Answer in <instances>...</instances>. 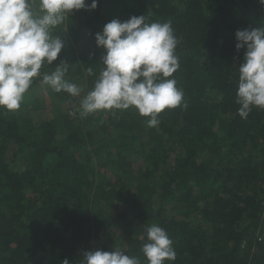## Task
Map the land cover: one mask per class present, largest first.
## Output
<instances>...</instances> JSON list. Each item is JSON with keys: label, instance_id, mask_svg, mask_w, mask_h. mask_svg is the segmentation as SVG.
Returning <instances> with one entry per match:
<instances>
[{"label": "trees", "instance_id": "1", "mask_svg": "<svg viewBox=\"0 0 264 264\" xmlns=\"http://www.w3.org/2000/svg\"><path fill=\"white\" fill-rule=\"evenodd\" d=\"M140 15L171 21L179 38L181 106L160 113L156 127L134 107L81 117L71 114L78 97L46 85L66 110L36 120L41 98L24 111L0 108V264H81L86 251L114 248L147 264L141 249L153 223L176 251L165 264H264V110L242 119L235 102L245 51L235 32L264 26V5L98 0L53 29L65 46L40 71L65 61V79L91 90L105 52L95 35Z\"/></svg>", "mask_w": 264, "mask_h": 264}, {"label": "clouds", "instance_id": "2", "mask_svg": "<svg viewBox=\"0 0 264 264\" xmlns=\"http://www.w3.org/2000/svg\"><path fill=\"white\" fill-rule=\"evenodd\" d=\"M264 5V0H259ZM98 0H0V108L18 110L24 94L34 82L54 92L79 97L83 88L65 79L68 63L61 61L49 72L45 65L56 61L64 41L53 36L66 15L73 10H95ZM237 51L245 49L238 70L237 115L247 119L253 107L264 110V26L235 32ZM97 47L105 52L103 65L90 91L79 102L81 117L98 111L115 114L116 110L134 107L142 117H149L148 127H156L158 115L165 109L181 106L183 91L173 74L180 68L176 48L179 38L171 21L148 22L145 15L126 21L113 19L95 35ZM89 74L92 70L89 69ZM186 106V105H185ZM147 264L175 261L176 251L166 230L153 223L146 228V243L141 249ZM63 264H70L68 259ZM81 264H141L137 257L120 248L113 251L95 249L83 254Z\"/></svg>", "mask_w": 264, "mask_h": 264}, {"label": "rangeland", "instance_id": "3", "mask_svg": "<svg viewBox=\"0 0 264 264\" xmlns=\"http://www.w3.org/2000/svg\"><path fill=\"white\" fill-rule=\"evenodd\" d=\"M115 3H116V0H112V4L115 5ZM63 23L58 27H61V26L63 27ZM85 47H86V42L83 40H80L78 44H75V48L77 49L78 53H80V51L83 50ZM46 89H48L47 86L42 85L41 88L35 87L33 91H30V93L28 92L21 103V107L18 110L21 109L22 111H24L25 109H27V107L31 108L33 104L37 102L34 100L35 98L36 99L41 98V102H42L41 109L38 108L33 113L34 118L36 120L45 119L47 117L54 115V112L57 110H63V109L66 110L68 108V104H63V103L61 104L59 98L56 96H52L51 94H48ZM88 91L90 90H87L81 93V95L78 97L79 101L83 98L84 95H86ZM263 219H264V212H263Z\"/></svg>", "mask_w": 264, "mask_h": 264}]
</instances>
